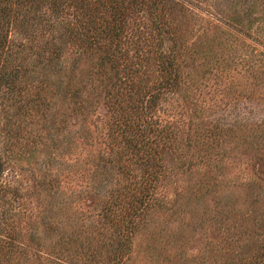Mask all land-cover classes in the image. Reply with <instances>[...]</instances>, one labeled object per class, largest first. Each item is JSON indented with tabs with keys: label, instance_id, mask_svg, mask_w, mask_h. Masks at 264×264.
<instances>
[{
	"label": "rangeland",
	"instance_id": "1",
	"mask_svg": "<svg viewBox=\"0 0 264 264\" xmlns=\"http://www.w3.org/2000/svg\"><path fill=\"white\" fill-rule=\"evenodd\" d=\"M97 29L159 88L152 114L170 133L164 203L121 264H235L240 216L222 212L264 225V0H0V264H59L50 250L76 223L79 263L113 264L96 253L112 243L103 206L119 179L128 208L142 170L129 152L111 163L110 96L86 53Z\"/></svg>",
	"mask_w": 264,
	"mask_h": 264
},
{
	"label": "trees",
	"instance_id": "2",
	"mask_svg": "<svg viewBox=\"0 0 264 264\" xmlns=\"http://www.w3.org/2000/svg\"><path fill=\"white\" fill-rule=\"evenodd\" d=\"M100 31L95 30L92 38V41L98 43V46L87 50L86 53L96 57V63L92 66L93 76L99 82L100 87L98 88L103 89L110 96L108 102L114 121L112 124H108L107 133L103 137L109 138L112 155L115 157L111 163H115L117 167L123 158H127L129 152L134 155V163L140 166L142 170L141 184H139L140 195L132 197L131 201L133 202L128 208L120 206V203L124 202V188L115 189L119 184V179L110 184V189L114 188L110 191L116 195L115 203L108 204L107 208L105 205L103 206L104 217L111 218L110 222L113 224L111 237L109 236L112 243L106 241L99 245L96 253L101 261L102 258H108V261L113 264H121L123 258L129 254L134 236L140 228L146 227L148 223L145 221L146 217L153 209L160 208L164 203L163 200L155 199L154 191L157 187L156 182L159 181L158 175L160 176V173L167 168L162 165L163 158L161 156L164 154L162 149L170 139V133L166 128L159 126L152 114L154 104L160 96L157 94L159 88H150L142 80L136 81L133 76L138 74L140 69L134 68L133 64L127 68L125 65L129 62L127 51L113 49L109 45L113 41L109 43L105 41L107 38H117L118 35L112 34L113 30L108 35H103ZM100 42L107 44L102 45L99 44ZM122 56H125L127 61L124 60L119 63ZM166 58L168 59V57ZM120 64L124 66L121 67ZM89 70L90 66L84 71V75ZM170 71L167 68L165 74H169ZM128 75L132 76L128 77ZM161 81L159 83L160 88L162 86ZM105 83L108 86H105ZM73 95L79 98L78 89H73ZM81 101L82 99L76 100V102ZM77 106L81 108V106ZM113 205H116L115 209H111ZM244 212V208L237 206H230L222 212L225 221L240 216V224L236 233L239 234V237L235 244L240 243L242 247L235 264H264L263 219L257 218L255 221L254 216L253 220L250 221L243 215ZM253 214L256 215L257 213L253 212ZM98 228L100 230V227ZM62 230L63 235L60 236L62 243L50 250V253L55 255L54 260H57L59 264H84L79 263L77 250L81 248L80 243H78L79 240L83 234L88 235V231L83 225L79 226L78 223L65 225ZM102 255L104 256L102 257ZM92 257L94 256L92 255Z\"/></svg>",
	"mask_w": 264,
	"mask_h": 264
}]
</instances>
